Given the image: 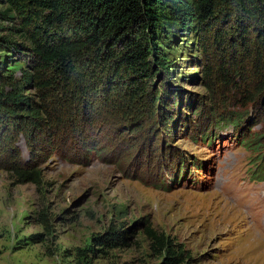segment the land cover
I'll return each mask as SVG.
<instances>
[{"label":"rangeland","instance_id":"374dc122","mask_svg":"<svg viewBox=\"0 0 264 264\" xmlns=\"http://www.w3.org/2000/svg\"><path fill=\"white\" fill-rule=\"evenodd\" d=\"M162 26L156 42L170 67L132 104L136 117L124 99L109 108L100 91L86 116L84 102L76 111L60 85L47 92L43 121L8 125L0 264H160L147 228L168 236L187 264H264V89L253 92L258 77L247 64L252 98L240 105L233 86L220 83L224 55L213 39L202 46L193 25ZM7 49L1 71L19 79L32 70L27 50ZM165 85L175 105L157 101ZM26 93L41 103L36 88ZM12 160L37 181L19 183L6 168Z\"/></svg>","mask_w":264,"mask_h":264},{"label":"trees","instance_id":"16d2710c","mask_svg":"<svg viewBox=\"0 0 264 264\" xmlns=\"http://www.w3.org/2000/svg\"><path fill=\"white\" fill-rule=\"evenodd\" d=\"M3 22L11 26L4 27ZM162 23L193 25L202 46L209 37L213 39L215 48L228 55L227 67L221 58L220 83L233 86L232 96L241 97L240 105L252 98L244 91L250 87L247 64H252L258 77L253 92L264 89V0H0V52L4 54L0 57L10 47L27 50L33 64L17 79L1 71L6 58L2 62L0 58V111L8 115L0 116V137H10L8 125L16 119L43 121L49 115L47 92L60 85L76 111L84 102L86 116L95 91L115 110L121 99L131 107L144 100L148 89L155 87L154 76L170 67L156 42L158 33L165 34ZM3 30L8 32L2 34ZM30 87L41 94L39 105L26 93ZM113 90L119 92L112 100ZM154 93L157 101L160 95L170 97L174 105L178 99L166 85ZM9 163L6 168L16 173L19 183L37 181L36 171ZM146 232L152 247L162 253L160 264H187L183 251L168 236L150 228Z\"/></svg>","mask_w":264,"mask_h":264}]
</instances>
